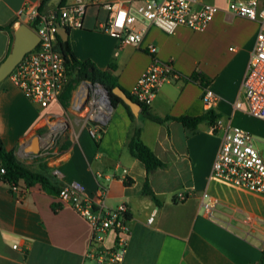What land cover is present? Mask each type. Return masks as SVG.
Segmentation results:
<instances>
[{
  "label": "crops",
  "instance_id": "crops-1",
  "mask_svg": "<svg viewBox=\"0 0 264 264\" xmlns=\"http://www.w3.org/2000/svg\"><path fill=\"white\" fill-rule=\"evenodd\" d=\"M60 1L48 10L56 11ZM142 1L131 0L129 5L135 8ZM202 1L220 8L204 30L181 26L169 34L151 25L141 45H121L115 36L101 30L109 10L92 4L83 27L70 28L69 40L78 59L110 70L129 92L153 62H172L179 78L161 87L149 106L152 113L162 117L198 116L212 109L256 137L263 133L264 120L248 111L242 82L255 48L259 21L234 13L229 4L235 0ZM25 2L40 6L42 0H0V63L11 50L18 22H26L17 16ZM259 4L263 6L264 0ZM149 43L156 45L155 54L145 49ZM195 73L200 75L198 79L192 77ZM208 86L217 95L211 107L202 99ZM75 97L73 93L67 108L60 101L43 109L6 77L0 82L2 147L34 168L48 164L60 184L81 181L90 194H95L102 182L107 187L108 207L126 202L131 233L120 264H260L264 194L210 183L222 134L213 131L208 120L202 121L196 132L176 120L157 123L142 112L133 122L127 108L118 103L101 126L97 143L89 132L94 121L87 109L73 108ZM237 101L243 103L241 108L236 107ZM59 121L66 122L65 127L53 136L51 129ZM135 125L141 127L142 140L165 163L149 175L158 203L144 192L147 170L127 147ZM39 133L41 136L35 139ZM48 144L50 148L43 152ZM57 169L60 175L55 174ZM99 174L103 175L101 179ZM22 183L27 188L19 199L0 182V264H92L86 259L90 223L71 205L60 204L57 196L40 184L29 187L24 180ZM205 190L218 198L211 215L202 208L201 193ZM180 192L189 193V198L175 200ZM111 240L112 236L107 242Z\"/></svg>",
  "mask_w": 264,
  "mask_h": 264
},
{
  "label": "built area",
  "instance_id": "built-area-1",
  "mask_svg": "<svg viewBox=\"0 0 264 264\" xmlns=\"http://www.w3.org/2000/svg\"><path fill=\"white\" fill-rule=\"evenodd\" d=\"M131 0H75L66 3L58 12L47 10L39 13V6L25 2L18 10V19L25 18L28 24L34 20L33 29L40 37L38 45L29 51L9 78L19 86L25 95L40 108L46 109L53 103H59L70 79V68L59 48L57 22L67 28L83 27L84 16L92 4L102 5L109 10L108 19L101 23V30L115 36L121 45L133 43L141 45L151 25H155L169 34L179 27L186 26L194 30H204L219 11V6L202 0H143L132 8ZM229 8L236 14L259 21L255 48L242 82L246 105L250 114L264 120V5L259 0L231 1ZM137 22L142 25L137 26ZM155 54L156 45L149 43L145 48ZM179 78L172 62L155 61L140 75L131 94L142 104L151 106L161 87ZM202 99L211 107L217 101V95L208 86ZM241 108L243 103L236 102ZM72 106L76 110L87 109L94 121L89 128L92 137H101V126L109 118L113 109L109 91L99 82L85 79L75 97ZM65 127L63 121L54 124L51 134L57 136ZM213 131L222 134V143L213 162L210 183L222 187L264 194V157L256 145L254 134L232 122L231 118L218 116L211 124ZM264 143V138L262 139ZM50 148L44 147L43 152ZM127 170H124L126 173ZM7 166L0 150V182H4L19 199L26 192L22 181L5 179ZM56 175L60 171L55 170ZM101 179L102 174L98 175ZM126 180V177H124ZM202 208L206 214H212L218 198L207 190L201 193ZM107 187L102 182L95 194H90L81 181L61 184L57 195L60 204L71 205L91 225L92 234L86 259L92 264H120L128 251L131 228L129 225L130 208L126 202L116 207L105 203ZM189 198V193L180 192L176 200L181 202ZM153 217L149 219L151 223ZM112 236L110 243L107 242ZM18 247L17 244L14 245Z\"/></svg>",
  "mask_w": 264,
  "mask_h": 264
},
{
  "label": "trees",
  "instance_id": "trees-1",
  "mask_svg": "<svg viewBox=\"0 0 264 264\" xmlns=\"http://www.w3.org/2000/svg\"><path fill=\"white\" fill-rule=\"evenodd\" d=\"M51 0H42L41 5L38 8L39 13H43L47 11L50 6ZM67 0H61L57 7L58 11L61 9L65 4ZM10 28V27H9ZM59 48L64 56V59L69 66L70 70L77 69L80 77L83 79H88L93 82H99L102 85L105 86V88L109 91L110 99L113 105H117L118 103H122L128 110L129 116L133 122L136 121V116L132 112L129 105H127L118 95H116L113 92V89L116 86H121L119 84V81L116 76L112 74L110 70H103L98 68L95 63H93L91 60H80L76 57L73 48L71 46V42L68 39L63 40L59 36ZM111 69H114L115 66L111 65ZM194 78H199V74H193ZM82 79V80H83ZM79 79L72 80L65 88L63 94L60 97L61 104L63 107L67 108L70 104L72 94L74 90L77 87ZM126 91V90H125ZM126 93L135 101L140 103L129 91H126ZM141 104V110L142 114L146 116L147 118L160 123L164 124L169 120H176L180 123H182L186 128H188L191 132H196L199 128V125L202 121L208 120L211 124L214 122V120L220 116L218 113H216L212 109H208L205 113L198 116H189V115H182L178 117L174 116H159L154 113H152L149 110V107ZM141 127L138 125H135L133 128V133L131 135V138L127 144L128 150L130 154L139 159L145 166L147 170V177L145 180L144 185V192L149 194L154 201L158 203V198L156 197L155 193L153 192L152 188L150 187V180L149 175L154 170L164 167L165 163L164 161L153 151V149L148 146L141 138ZM100 142V139H97V143ZM0 150L1 154L5 160V164L7 166V174L5 175V179L10 181H19L24 180L25 184L27 186H33L36 184H40L42 189L48 192L49 194L53 196H57L61 184L56 179L54 175L51 174V170L53 169L51 166H49L46 163H40L38 168H34L29 164H26L20 160H18L12 152H6L4 151L2 147V142L0 139ZM127 184L129 183L126 181ZM176 200V197H175ZM56 208V205H55ZM260 264H264V250L261 257Z\"/></svg>",
  "mask_w": 264,
  "mask_h": 264
},
{
  "label": "water",
  "instance_id": "water-1",
  "mask_svg": "<svg viewBox=\"0 0 264 264\" xmlns=\"http://www.w3.org/2000/svg\"><path fill=\"white\" fill-rule=\"evenodd\" d=\"M58 1L60 0H51L50 5ZM33 24L34 20L31 21L30 24L21 21L18 22V26L13 30V43L11 50L7 57L0 63V82L8 77L24 56L38 45L40 37L33 29ZM57 26L58 34L61 39H68L70 29L66 26H62L60 22H57ZM113 92L129 105L135 115L139 114L141 104L133 100L121 86H116L113 89ZM40 136L41 134L39 133L35 139H38Z\"/></svg>",
  "mask_w": 264,
  "mask_h": 264
},
{
  "label": "rangeland",
  "instance_id": "rangeland-1",
  "mask_svg": "<svg viewBox=\"0 0 264 264\" xmlns=\"http://www.w3.org/2000/svg\"><path fill=\"white\" fill-rule=\"evenodd\" d=\"M79 79V81H78V83H77V87H76V89L74 90V97L75 96H77V94H78V92H79V90H80V86H81V84H82V81L83 80H85V79H83L82 77H80V74H79V72H78V70L77 69H73V70H71L70 71V79H69V83L72 81V80H74V79ZM83 79V80H82ZM68 83V84H69ZM56 107V104H54L53 105V108H55ZM57 109H59V107H57ZM86 114V112H84V115ZM88 114V113H87ZM64 123H66V122H64ZM263 137H264V130H263V133L262 134H258L257 136H256V138H257V141H256V145L260 148V149H262L263 151H264V143H263V141H262V139H263Z\"/></svg>",
  "mask_w": 264,
  "mask_h": 264
}]
</instances>
